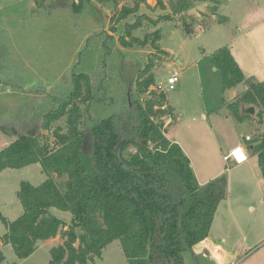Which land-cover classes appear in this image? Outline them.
Masks as SVG:
<instances>
[{"label": "trees", "instance_id": "obj_1", "mask_svg": "<svg viewBox=\"0 0 264 264\" xmlns=\"http://www.w3.org/2000/svg\"><path fill=\"white\" fill-rule=\"evenodd\" d=\"M34 1L47 14L61 8L74 15L90 3L49 0L44 6L42 1ZM196 1L207 2L219 24L228 22L217 14L224 0H173L169 7L177 19L169 14L156 20L136 17L132 23L125 22L121 43L125 47L141 45L132 32L141 27L143 19L152 24L179 21L191 36L193 22L183 13ZM141 5L148 7L146 0H133L131 8H122L112 19L124 21ZM160 38L156 30L149 42L153 50H158ZM88 43L79 53L81 60L86 58L82 52L90 48ZM110 51L109 47L107 54ZM209 59L220 73L223 92L248 85L226 106L237 121L246 117L240 114L242 104L258 109V133L246 142L264 179V81L246 78L227 46L211 53ZM155 62L150 58L131 84L121 77V63L110 66L113 72L107 75L108 64L101 59L102 70L94 80L84 71L86 67L74 70L70 88L55 90L42 109L0 121V133L14 137L0 149V173L39 164L47 176L38 186L20 183L16 195L23 211L11 222L1 217L6 232L0 246L11 245L22 260L39 243L58 236L63 242L49 250L48 264H87L117 240L126 264H183L186 251L193 264H205L193 248L208 238L217 208L227 195V177L221 174L199 184L187 155L166 137L171 122L165 123L172 109L165 107L164 93L149 92L155 85ZM53 210L68 213L70 221L56 217Z\"/></svg>", "mask_w": 264, "mask_h": 264}, {"label": "rangeland", "instance_id": "obj_2", "mask_svg": "<svg viewBox=\"0 0 264 264\" xmlns=\"http://www.w3.org/2000/svg\"><path fill=\"white\" fill-rule=\"evenodd\" d=\"M40 1L46 6L49 0ZM113 1L90 0L80 14L74 15L61 8L47 14L36 7L34 0H0V121L25 117L30 109H42L51 93L70 88L74 70L86 67L84 71L94 80L101 73V59L108 64L107 75L113 72L110 66L121 63V77L131 84L150 58L156 59L152 70L155 85L149 92L164 93L165 107L172 109L166 137L178 141L198 182L220 171L225 174L232 203L231 211L226 202L217 208L208 238L202 244L208 256L199 246L193 252L204 257L205 264H264V179L256 156L247 155L245 162L237 164L229 154L236 145L247 150L245 137L251 141L257 135L258 109L254 107L255 114L249 118L245 115L243 121L234 118L226 104L248 85H237L231 90V98L229 91H222L220 73L209 59L211 53L227 46L244 75L249 74L246 78L264 81V0L222 1L217 14L229 19L225 24L214 20L205 1L191 2L183 13L188 22H193L191 36L185 34L179 21L152 24L143 19L141 27L132 32L141 45L131 47H125L120 39L125 22L132 23L140 16L156 20L161 14L177 19L169 7L173 0H146L147 8L141 5L134 15L119 23L112 19L113 14L131 8L133 0ZM201 24L209 25L203 28ZM156 30L161 38L158 50H153L149 42ZM87 40L90 48L82 52L86 58L81 60L79 53ZM108 46L111 51L107 54ZM174 71L179 73L177 88L159 91L156 86L166 83ZM13 138L0 133V149ZM234 154L242 161L241 149ZM46 177L39 164L0 173V236L6 232L1 217L11 222L23 211L16 195L20 183L38 186ZM52 213L70 221L68 213ZM56 238L40 243L22 260L17 259L11 245H1L0 264H48L49 250L63 242ZM182 255L183 264H193L190 252ZM87 264H126L120 242L110 243L100 258Z\"/></svg>", "mask_w": 264, "mask_h": 264}, {"label": "crops", "instance_id": "obj_3", "mask_svg": "<svg viewBox=\"0 0 264 264\" xmlns=\"http://www.w3.org/2000/svg\"><path fill=\"white\" fill-rule=\"evenodd\" d=\"M207 3V2H206ZM208 4V3H207ZM208 6H209V4L207 5V7L206 8H208ZM202 12V11H201ZM215 16H214V20H215ZM242 70V69H241ZM244 73V72H243ZM248 77L249 76V74H247V75H245V77ZM169 123V120H168V118H167V121H166V123L165 124H168ZM168 139H170V140H173V141H177L176 139H171V138H168ZM178 142V141H177ZM236 148H241V150L243 151V153H244V157H245V159H242L243 161H238V162H236L235 160V162L237 163V164H240V163H242V162H245L246 160H247V155H251L250 153H249V151L248 150H246L243 146H239V145H236V146H234V147H232L231 149H230V155H231V153L236 149ZM226 156H224L223 157V159L225 158ZM222 173H221V171L220 172H218L215 176H213V177H211L210 179H208V180H205V181H203V182H198L199 184H201V185H203V184H205V183H207L208 181H210V180H212V179H214L215 177H217V176H219V175H221ZM223 202H226V204H227V207H228V209H229V211H231L230 210V207H231V205H232V203L228 200V191H227V198H226V200L224 201H222L220 204H219V206H221V204L223 203ZM3 236V235H2ZM2 236H0V238L2 237ZM58 237V236H57ZM55 239H57L56 237L55 238H53V239H49V240H47V241H51V240H55ZM207 240V239H206ZM205 240V241H206ZM47 241H45V242H47ZM204 241V242H205ZM203 242V243H204ZM42 243V242H41ZM203 243H200V244H198V245H196V246H199V247H201V250H203V249H206L205 248V244H204V246L202 245ZM40 244V243H39ZM39 246V245H38ZM195 246V247H196ZM195 247L193 248V251H195L194 249H195ZM207 250V249H206ZM203 254H206L205 252H204V250H203ZM207 256H208V253L206 254Z\"/></svg>", "mask_w": 264, "mask_h": 264}, {"label": "built area", "instance_id": "obj_4", "mask_svg": "<svg viewBox=\"0 0 264 264\" xmlns=\"http://www.w3.org/2000/svg\"><path fill=\"white\" fill-rule=\"evenodd\" d=\"M178 82H179V73L174 71L172 72V74L167 78L166 80V83L164 84H158L156 86V88L163 92L165 90H168V91H171V90H175L177 88V85H178ZM245 141H250V138L248 136L245 137ZM238 150V148H236L232 153H231V157L236 161L238 162L239 160L237 159V157L234 155V152ZM244 154V153H243ZM226 161H228V157H225L224 158ZM242 159H245V157H243ZM241 159V160H242ZM243 161V160H242Z\"/></svg>", "mask_w": 264, "mask_h": 264}, {"label": "water", "instance_id": "obj_5", "mask_svg": "<svg viewBox=\"0 0 264 264\" xmlns=\"http://www.w3.org/2000/svg\"><path fill=\"white\" fill-rule=\"evenodd\" d=\"M230 97H233V93L231 91H229ZM240 114L241 115H248V116H253L255 114V109L254 106L252 105H241L240 106Z\"/></svg>", "mask_w": 264, "mask_h": 264}, {"label": "bare ground", "instance_id": "obj_6", "mask_svg": "<svg viewBox=\"0 0 264 264\" xmlns=\"http://www.w3.org/2000/svg\"><path fill=\"white\" fill-rule=\"evenodd\" d=\"M239 149H241V148H239ZM243 152V151H242ZM235 155V154H234Z\"/></svg>", "mask_w": 264, "mask_h": 264}]
</instances>
